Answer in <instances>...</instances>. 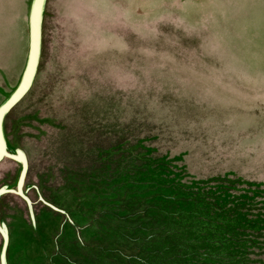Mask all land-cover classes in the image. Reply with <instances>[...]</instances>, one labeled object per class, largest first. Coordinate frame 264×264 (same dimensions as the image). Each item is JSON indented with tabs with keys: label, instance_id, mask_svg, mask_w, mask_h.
Wrapping results in <instances>:
<instances>
[{
	"label": "rangeland",
	"instance_id": "374dc122",
	"mask_svg": "<svg viewBox=\"0 0 264 264\" xmlns=\"http://www.w3.org/2000/svg\"><path fill=\"white\" fill-rule=\"evenodd\" d=\"M31 3L0 0V105ZM4 135L30 163L6 264H264V0H46ZM21 170L5 155L0 189Z\"/></svg>",
	"mask_w": 264,
	"mask_h": 264
},
{
	"label": "water",
	"instance_id": "95a60500",
	"mask_svg": "<svg viewBox=\"0 0 264 264\" xmlns=\"http://www.w3.org/2000/svg\"><path fill=\"white\" fill-rule=\"evenodd\" d=\"M46 0H32L30 8V18H29V48L26 65L22 75V79L10 97L0 106V160L4 158L5 155H10L12 158L20 160L22 162V170L19 178V186L16 188H5L0 189V201L1 195L4 192H21L23 186L26 183L30 163L28 162L26 156L21 154V156L9 154L6 151V141L4 135V117L6 112L10 107L21 98L34 83L41 51H42V17L45 7ZM0 232L4 236V245L2 249V262L6 264V257L9 245V236L6 229L0 223Z\"/></svg>",
	"mask_w": 264,
	"mask_h": 264
},
{
	"label": "bare ground",
	"instance_id": "6f19581e",
	"mask_svg": "<svg viewBox=\"0 0 264 264\" xmlns=\"http://www.w3.org/2000/svg\"><path fill=\"white\" fill-rule=\"evenodd\" d=\"M23 72H24V70H23ZM22 75H23V74H22ZM21 79H22V78H21ZM13 93H14V92H13ZM25 94H26V93H25ZM25 94H24V95H25ZM24 95H23V96H24ZM23 96H22V97H23ZM22 97H21V98H22ZM21 98H19L16 102H18ZM4 102H5V101H4ZM4 102H3V103H4ZM16 102H15L14 104H16ZM3 103H1V105H2ZM14 104H13V105H14ZM1 105H0V106H1ZM13 105H12V106H13ZM12 106H11V107H12ZM11 107H10V108H11ZM4 119H5V117H4ZM27 160H28V159H27ZM0 161H1V160H0Z\"/></svg>",
	"mask_w": 264,
	"mask_h": 264
}]
</instances>
